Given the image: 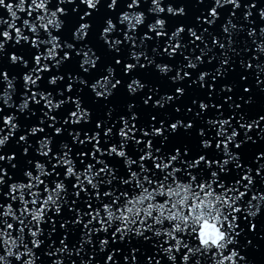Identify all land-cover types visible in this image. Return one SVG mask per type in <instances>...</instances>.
<instances>
[{
  "label": "snow or ice",
  "instance_id": "1",
  "mask_svg": "<svg viewBox=\"0 0 264 264\" xmlns=\"http://www.w3.org/2000/svg\"><path fill=\"white\" fill-rule=\"evenodd\" d=\"M58 5L65 3H75V0H57ZM101 0H80L81 4L87 6L88 9L95 11ZM203 2V0H201ZM52 0H17L15 4L6 3V0H0V9H6L10 20H5L0 17V25H7V28L0 32V53H3L5 44L13 40L12 32L15 33V43L17 45L23 43L31 44V47L36 50L32 59L34 66L23 75V88L21 93V102L17 110L20 113H27L29 117L35 115V111L30 108V104L40 105L44 102L43 119L51 121L49 128H54L56 136H62L64 129L56 127L58 123L57 117L51 115L66 105L69 101L75 104V111H71L63 120V124L81 125L91 122V113L82 108L79 98L72 100L68 97L67 100H55L51 92L33 91V88H40V81L43 80V73L50 72L52 67H59L63 61L70 58L69 52L65 51L63 57L59 56V50L73 49L71 43H61L60 37L53 35V30L60 31L64 25L61 16L66 15L64 7L57 6L55 10L50 8ZM119 0H111L108 4L109 9L117 7ZM152 7L149 9L157 15L154 23L148 24V31L155 33L157 38L163 39L168 37L164 52L173 57L177 53L183 55L181 49L187 45L182 43L183 34L186 29L177 27L170 36L167 32V21L159 18V14L165 11L171 15H184L183 7L176 9L171 4L165 9L161 6L162 0H151ZM225 5H231L234 11L230 14L227 23L223 26V32L229 37L228 47L230 48L233 41L231 39L234 32L242 31V28L233 23L232 17H235L236 11L241 8V0H214V6L208 11V16L212 19H205L204 23L209 25L214 24L219 18L218 9ZM141 6V0H130L127 3V8L132 11H125L120 16V23L126 24L127 31L124 33V41L132 43L133 48L137 47L135 35L138 27L142 26L146 21V16L143 12H136L134 9ZM246 9L244 20L253 23L249 18L253 15L252 9L257 7L255 2L243 5ZM73 11H76L74 8ZM18 13H26L28 18L23 19L22 27L17 26V22L21 20ZM91 11H87L80 17L83 20L85 17L91 16ZM261 20H264V8L259 10ZM199 20L200 18L197 17ZM91 25L81 23L74 33L76 40H83L88 34ZM27 29L32 33V36L24 35ZM11 30V31H10ZM116 30V24L112 19L106 21V27L103 29L101 39L108 43L109 48H114L117 52L120 51L117 45H121L123 41L117 39L113 42L108 41V35ZM43 31L47 35V39H41L40 33ZM204 33L208 31L205 28ZM187 33L191 44L200 47L197 41L203 43L205 37L202 34L198 35L193 28H188ZM260 36L264 37V28L260 29ZM248 36H256V30L250 28ZM140 43L152 40L153 37L145 33L139 38ZM173 41L175 43H173ZM255 42V41H254ZM212 43L218 45L220 49H225V44L221 43L220 39L213 37ZM44 51H41V47ZM170 49V51H169ZM156 51V48H153ZM211 49L205 51L201 49V54L195 57V62L190 57H184L188 60L186 67L195 70L198 64L204 62V57L209 54ZM234 51V50H233ZM256 51L264 54V41L257 45ZM83 53L84 59L80 67L85 73L89 72V68H95L99 57L93 59L95 55L88 51L77 52V55ZM141 56L148 60V64L154 61L149 59L142 51H131L130 57L136 63H127L124 66L125 73H130L136 69ZM213 58L209 59L211 63ZM259 59V57H254ZM12 64L20 63L25 68L28 67V61L22 56L12 54L10 56ZM51 61L50 65L48 62ZM121 60H116V64H120ZM229 58L225 52L224 58L221 60V68L216 70V75H222L223 66L228 64ZM88 65L89 67H85ZM141 68L147 65L139 64ZM241 66L243 62H241ZM157 69L161 73H168L172 69L164 64H156ZM251 63L247 64V68H252ZM258 71H264V67L256 65ZM108 76L102 77L91 85L92 91L97 97L107 98L111 95V89L116 88L121 83L116 80L111 82V76L114 69H107ZM210 74L201 72L198 79L200 87L205 86L206 78ZM188 71H177L172 77L173 81L183 80L185 77H190ZM0 78L6 82V88L0 92V101L8 107L13 108L12 95L16 92L15 78H9L7 72H0ZM64 79L63 76H51L48 79L49 85H57L59 81ZM70 80L74 79L69 77ZM79 83L86 84L83 79L76 77ZM242 79H247L242 77ZM215 80V77H213ZM257 83H264L257 78ZM145 87L139 80L133 79L128 85L130 93H135L139 89ZM210 91L214 90V85H208ZM98 89H103L99 91ZM67 92H72V84L69 83L65 89ZM178 96H183L185 90L181 87L176 88ZM222 91H232L228 86H224ZM245 92L250 89L245 88ZM31 92V95L28 93ZM58 95H63V92H58ZM39 97V99H37ZM145 99V105L149 100ZM173 96H167L162 100H157L155 106L163 107L164 103L173 100ZM231 97H228L230 100ZM163 101V102H162ZM250 102V101H248ZM196 103V101H193ZM231 107V105H229ZM133 105H129L131 111ZM218 110L223 105H212ZM237 108L240 105H236ZM209 108V104L201 101L199 104L200 112H205ZM180 111L179 108L176 109ZM191 111V109H188ZM4 112V108L0 107V113ZM111 117V112L108 113ZM200 113H197L199 116ZM221 115L223 113L221 112ZM138 117L133 112L131 117L121 116L119 122L121 127L118 132L114 133L115 124L107 126L102 121H97L95 131H84L83 139L81 132H69L71 136V144L66 141H60L55 151L53 148V139L49 135L37 141L38 148L35 149V156L29 158L20 169V175L14 171L11 175L6 167L0 166V248L3 252L0 253V264H12L13 260L17 264H37L40 259L34 249H40L44 245L45 240L41 239L44 236V228L42 225L51 224V229L48 232L47 238L51 240L53 234L56 233L57 221L48 213L52 212L54 216H61L64 208L67 207L68 213L73 214L75 219H64L59 224L60 229L64 230L59 243L61 247L55 248V251H48L45 255L52 257L58 254H66L71 256L73 251L77 256H80L85 245H93V237L99 233H104L105 238L99 239L100 250L103 252L109 248L110 244L115 243H131L132 237L148 242L152 245L155 253L159 255L163 253L167 257L169 264H193V257H196L194 264H202L203 257H208L211 264H240L245 260V257L232 249L228 251L230 245L236 243V237L240 235L237 229L240 227L238 221L241 214H244V219L249 217L255 218L260 213L264 206V192L253 191L256 176H260L264 182V176L261 175L264 170V164H259L255 169L256 176L252 175L253 169L246 167L241 163L242 157L238 152H233V146L240 149L243 141H238L240 133L236 128L232 127V117L227 119H208L206 125L209 132L204 128L198 130V143L203 150V154L197 153L196 158L185 159L191 156V149L187 146L177 147L174 152L163 151L161 147L154 144L156 137H162L161 144L168 140L165 135L166 131L177 133L180 128L186 131L192 129L194 125L189 122L185 124L182 120H176L165 128L163 122L161 127L151 125V131L145 130L143 127L137 128L135 123L130 125V120L135 121ZM3 121L4 128H8L7 135H0V149H3L15 132L20 129V125L16 123L17 116L15 114L0 116ZM155 120L156 117L151 118ZM244 117L241 116L240 120ZM260 121H264V115L259 117V120H253L251 123H239L241 129H245V137L251 140L252 137L247 133L252 131L254 127H259ZM232 128L229 133L228 129ZM211 130H215V135L211 136ZM3 128H0V132ZM45 128L39 125H33L28 129L26 135H20L16 141L18 145H25L22 149V154L25 157L30 156L29 149L32 144L29 143V136H36L38 133H45ZM101 131L103 135H101ZM137 132L140 133V138H137ZM114 136L119 137V142L114 140ZM205 136L209 138L205 139ZM148 138V139H144ZM213 140L215 144L213 145ZM254 142V141H253ZM91 144V150H82L86 145ZM72 145H75L74 148ZM107 145V147H102ZM133 147L134 153H137V158L129 154L128 147ZM142 145V147H141ZM222 154V155H221ZM41 159H36V157ZM118 159L123 161V172L115 164L104 159ZM211 157V158H210ZM264 159V152H261L256 161ZM17 160L15 153L11 155L0 154V165L7 163L11 165L13 170L18 169V165L13 163ZM79 161V164L77 163ZM54 161V163H53ZM177 164L183 167L176 166ZM49 165L51 169L49 170ZM99 165V167H97ZM232 167H229V166ZM83 166V167H81ZM34 169V171L32 170ZM62 170L63 178H61ZM138 169V170H136ZM241 172L243 174H241ZM15 177V178H14ZM74 178L75 183L71 185V196L74 197L69 203V187L65 183L66 180ZM25 180L27 182H25ZM11 181V183H9ZM6 189V190H5ZM243 189V190H241ZM249 193L251 196L249 198ZM83 194V195H82ZM245 200L247 203L245 204ZM253 201L256 203L254 204ZM16 205V206H14ZM85 217L88 219L85 221ZM71 224L73 229L82 226L79 236V248L69 247V229ZM99 225V227H96ZM214 226L219 238L213 239L206 234V226ZM251 229H256V224H251ZM111 232V239L107 238V234ZM150 233L151 235H146ZM153 237L155 240L153 241ZM30 238V239H29ZM195 241V243H194ZM55 241H52L48 247L52 248ZM120 249H115L109 253L105 264H118L114 259L116 252ZM228 251V254L225 252ZM138 248L133 247L130 250L131 264H139L137 253ZM183 253L182 255H180ZM93 257L89 260H81V264H92ZM162 264L160 259H155L154 256H148L146 264ZM125 264H129V256H124ZM52 264H64L62 259H55ZM75 264V261L72 262Z\"/></svg>",
  "mask_w": 264,
  "mask_h": 264
},
{
  "label": "water",
  "instance_id": "2",
  "mask_svg": "<svg viewBox=\"0 0 264 264\" xmlns=\"http://www.w3.org/2000/svg\"><path fill=\"white\" fill-rule=\"evenodd\" d=\"M17 0H6V3L15 4ZM111 0H101L100 4L97 6L95 11H92L87 8L86 5L81 4L80 0H75V3H65L63 5H58L57 0H52L50 8L55 10L57 6L64 7L66 9V15L60 17L64 21V25L60 31L53 30V35L59 36L61 43L64 42L71 43L74 45V48L59 50V56L63 57L64 52L68 51L70 58L63 61V63L57 68L52 67V70L47 73H43V80L40 81V88H33V91H45L51 92L55 100H67L68 97H71L72 100L79 98L82 108L88 110L91 113V122L81 125H72V124H63V120L68 117V114L71 111H75V104L72 102L66 103L61 109L50 113L57 117L58 123L56 127H62L64 133L62 136H56L54 128H49L48 125L52 123L51 121L45 120L43 124H40V120L43 119V111H47L44 108V102L41 101L40 105L30 104V108L35 111V115L29 117L27 113H20L17 108L21 102V93L24 91L23 88V75L34 66V61L32 59L36 50L31 47L29 43H21L17 45L15 43V33L12 32L13 40L8 41L5 44V49L3 53H0V72H7L9 78H15V87L16 92L12 95L11 103L14 105L12 109L6 107L2 101H0V107L4 108V112L0 113V116L15 114L17 116V121L20 125V129L15 132L13 137L7 143V145L0 149V154L2 155H11L15 153L17 160L13 161L18 165L17 170H13L11 165L4 163L0 166L6 167L11 175L14 171L17 172V175H20V169L23 168L26 161L35 156V149L38 148L37 141L44 138L45 135H49L53 139V148L55 151L56 145L60 141H66L71 144V136L68 135L69 132H81V139H83L84 131H95V124L97 121L104 122L107 126H112L115 124L113 129L114 133L118 132L119 128L122 126L119 122L121 116L130 118L134 112L138 117L135 121L130 120V125L135 123L137 128L143 127L147 131H151V125L156 127H161V122L165 128L170 124L174 123L176 120H182L185 124L191 122L194 127L189 130L180 128L177 133H171L166 131L165 135L168 136V140L161 144L162 137H156L154 139V144L157 147H161L163 151L174 152V149L177 147L183 148L187 146L191 149V156L185 157V159L196 158L197 153L203 154V150L200 148L198 143V130L204 128L206 132H209V129L206 125L208 119H227L232 117V127L240 133L238 141H243V145L240 149H236L233 146V152H238L241 157V163L246 167H251L253 169L252 175L256 176L255 169L259 167V164H264V159H261L259 162L256 161V157L264 152V121H260L259 127H254L252 131L248 132L247 135L251 136V140H247L245 137V129L239 127L240 123H251L253 120H259V117L264 115V83H257V78L260 81H264V71H258L256 65L264 67V54H260L256 51L257 45L264 41V37L260 36V29L264 28V20H261L259 16V10L264 8V0H241V8L236 11L235 17H232L233 23H235L238 28H242V31L234 32L231 39L233 41L231 47H228V35L223 32V26L227 23V20L230 17V14L234 11L231 5H225L224 7L218 9L219 18L216 19L214 24L204 23L205 19L211 20L212 18L208 16V11L214 6V0H162L161 6L167 9L169 4L172 7L179 9L183 7L185 9L184 15H171L165 11V13L159 14V18L165 19L167 21V32L168 36L177 28L184 27L186 29L183 34L182 43L186 44L187 47L181 49L183 55L177 53L173 57H169L164 52V47L168 37L163 39L157 38L155 33L148 31V24L154 23L157 19V15L153 12H150L149 9L152 7L151 0H141V6L134 9L136 12H143L146 16L145 23L138 27L135 35L137 37L136 45L137 47L133 48L132 43L124 41V33L127 31L126 24L120 23V16L125 11H132L127 8V3L130 0H119V3L116 8L109 9L108 4ZM257 4L255 9H252L253 15L249 18L253 23H249L244 20V13L246 9L243 5L253 3ZM30 3V0H29ZM76 11H73V9ZM87 11H91L90 17H85L83 20L80 19L81 16ZM21 16V20L17 22L18 27H22V21L25 18H28L26 13H18ZM0 17L5 20H10L6 9H0ZM197 17L200 19L198 20ZM112 19L116 24V30L108 35V41L113 42L117 39L123 41L121 45L116 47L120 49L117 52L114 48H109L108 43L105 40L101 39V34L103 29L106 27V21ZM81 23H88L91 25L89 34L83 40H76L74 38V33ZM7 25H0V32L5 30ZM188 28H193L197 31V34L200 35L203 33L205 40L203 43L197 41V44L200 45L199 48L196 45L191 44L187 33ZM207 28L208 31L204 33V29ZM254 28L256 30V36L249 37L248 30ZM11 31V30H10ZM145 33L149 36H152L153 39L145 41L143 44L140 43V37ZM24 35L32 36V33L27 29L24 31ZM213 37L220 39L221 43L225 44V49H220L218 45L212 43ZM41 39H47V35L41 31ZM3 37H0L2 40ZM255 41V42H254ZM173 43H175L173 41ZM153 48H156V51H153ZM88 51L91 49V53L95 55L92 57L95 59L99 57L96 63L95 68H89V72L85 73L80 67L82 60L84 59L83 53L77 55V52ZM201 49L207 51L211 49L209 54L205 56L204 62L198 64V67L195 70L188 69L182 65H186L188 60L184 57H190L195 62V57L201 54ZM234 50V51H233ZM41 51H44V47H41ZM143 52L149 59H152L154 62L148 64V60L141 56L139 64L147 65L144 68H141L139 64L136 69L130 73H125L124 66L127 63H136L135 60L131 59L130 52ZM170 51V49H169ZM225 52L229 58L228 64L223 66L222 75L217 76L216 70L221 68V60L224 58ZM16 54L18 56L24 57L28 61V67L25 68L22 64H12L10 61V56ZM259 57V59H254V57ZM211 63L209 59L213 58ZM121 60L120 64H116V60ZM243 62L244 66H241ZM50 65L51 61L48 62ZM251 63L252 68H247V64ZM156 64H166L171 67V71L164 74L161 73ZM85 67H89L86 65ZM111 67L114 69V73L111 76V82L115 83L116 80H120L121 83L116 86V88L111 89V86L108 87L111 90V95L107 98L97 97L92 91L91 85L94 84L97 80H100L102 77L108 76L107 69ZM177 71L183 72L188 71L191 73L190 77H185L180 81H173ZM201 72H208L210 75L206 78L205 86L200 87L199 75ZM63 76L64 79L59 81L57 85H49L48 79L51 76ZM69 77L74 79L70 80ZM85 80L86 84L79 83L78 79ZM215 77V80H213ZM246 77L247 79H242ZM133 79L139 80L142 84L145 85L143 89H139L135 93H130L128 90V85ZM72 84L73 91L67 92L65 89ZM208 85H214V90L211 91L209 95ZM6 82L0 78V92L6 88ZM224 86H228L232 91H222ZM181 87L185 90L183 96H178L176 93V88ZM250 89L249 92H245L244 89ZM103 91V89H98ZM58 92H63V95H58ZM31 95V92L28 93ZM167 96H173L174 99L163 104V107L155 106L157 100H162V98ZM149 103L144 104V100L148 99ZM228 97H231L228 100ZM39 99V97H37ZM196 101V103H193ZM203 101L209 104V108L205 112H200L199 104ZM250 101V102H248ZM163 102V101H162ZM129 105H133L131 111H129ZM212 105H223L219 110L213 108ZM231 105V107L229 106ZM236 105H240L239 108ZM179 108L180 111L177 112L176 109ZM191 109V111H188ZM43 110V111H41ZM111 112V117L108 113ZM221 112L223 115H221ZM197 113H200L197 116ZM155 116L156 119L152 120L151 118ZM243 116L244 119L240 120V117ZM33 125H39L40 127L45 128V133H38L36 136H29V143L32 144V148L29 149L30 156L25 157L22 154V149L25 145H18L16 141L19 139L20 135H26L28 129ZM0 128H3V131L0 132V135H7L9 132L8 128H4L3 121L0 119ZM232 128H229V133ZM211 136L215 135V130H211ZM101 135L103 132L101 131ZM137 138H140V133L137 132ZM205 139L209 136H205ZM148 139V138H144ZM114 140L119 142V137L114 136ZM254 141V142H253ZM215 141L213 140V145ZM76 148L75 145H72ZM92 145H86L82 150L90 151ZM102 147H107V145H102ZM142 147V145H141ZM129 154L133 155V158H137V153H134L133 147L130 145L128 147ZM222 155V154H221ZM211 158V157H210ZM36 159H41L36 157ZM104 159L109 160L110 163L115 164L123 172V161L118 159H109L104 157ZM54 163V161H53ZM79 164V161L77 160ZM178 167H183L181 164H177ZM83 167V166H81ZM99 167V165H97ZM229 167H232L231 165ZM51 165H49V170ZM34 171V169H32ZM138 170V169H136ZM61 178H63V173L61 169ZM241 174H243L241 172ZM264 176V170L261 173ZM15 178V177H14ZM25 182H27L25 180ZM11 183V181H9ZM65 183L69 187V203L74 197L71 196L72 188L71 185L75 183L74 178L66 180ZM6 190V189H5ZM243 190V189H241ZM253 191L264 192V182H262L260 176H256V182L253 188ZM83 195V194H82ZM251 193H249V198ZM247 200H245V204ZM255 204L256 202L253 201ZM16 206V205H14ZM49 216L57 221L56 223V233L53 234L51 240L47 238L48 232L51 229V224H44V236L41 239L45 240L44 245L40 249H34L37 256L40 259L37 261V264H52V261L59 258L64 261V264H72L75 261V264H81V260H89L90 257L94 256L92 259V264H105L107 256L109 253L113 252L115 249H120L119 252H116L114 259L118 264H125L124 256H129V264H131V253L130 250L135 247L139 249L137 253L139 264H146L148 256H154L155 259H160L162 264H169L167 257L160 253L157 255L152 248V245L148 242L138 240L135 237H132L131 243H115L110 244L109 248L105 251L100 250V245L98 243L99 239L105 238L104 233H99L93 237V245H85L84 249L80 256H77L73 251L71 256L66 254H58L57 256L49 257L45 255L48 251H55V248L61 247L59 239L61 238L64 230L60 229L59 224L64 219L73 220L75 219L73 214L68 213L67 207L64 208V211L61 216H54L52 212L48 213ZM88 218L85 217V221ZM240 227L237 231L240 232V235L236 237V243L230 245L228 251L232 249L237 250L240 255L245 257L244 261H241L240 264H264V206H262L260 213L255 218L249 217L248 220L244 219V214H241L238 221ZM256 224V229L253 231L251 229V224ZM99 227V225H96ZM81 228L77 227L73 229L71 224L68 225V235H69V247L71 248L75 244L76 248H79V236L81 233ZM146 235H151L146 233ZM107 238L111 239V232L107 234ZM30 239V238H29ZM155 238L153 237V241ZM55 241V244L52 248H49L48 245ZM195 243V241H194ZM228 251L225 254H228ZM3 252V249L0 248V253ZM181 253L180 255H182ZM196 257H193V264ZM202 264H211V261L208 257H203ZM12 264H17L13 260ZM111 264V262H109ZM155 264V260L153 261ZM179 264V261H178ZM227 264V262H226Z\"/></svg>",
  "mask_w": 264,
  "mask_h": 264
},
{
  "label": "clouds",
  "instance_id": "3",
  "mask_svg": "<svg viewBox=\"0 0 264 264\" xmlns=\"http://www.w3.org/2000/svg\"><path fill=\"white\" fill-rule=\"evenodd\" d=\"M206 234H207V236H209L213 239L219 238L218 234L216 233L214 226H212V225L206 226Z\"/></svg>",
  "mask_w": 264,
  "mask_h": 264
}]
</instances>
